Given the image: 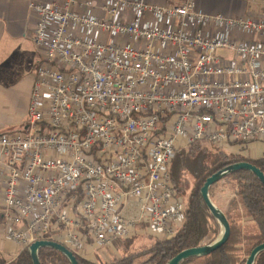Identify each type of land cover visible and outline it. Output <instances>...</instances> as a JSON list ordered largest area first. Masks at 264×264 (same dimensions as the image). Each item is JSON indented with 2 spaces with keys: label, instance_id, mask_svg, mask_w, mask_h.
<instances>
[{
  "label": "built area",
  "instance_id": "obj_1",
  "mask_svg": "<svg viewBox=\"0 0 264 264\" xmlns=\"http://www.w3.org/2000/svg\"><path fill=\"white\" fill-rule=\"evenodd\" d=\"M242 1L256 14L211 15L196 0L30 2L41 57L28 127L0 135L9 241L58 234L83 257L90 240L109 248L140 225L177 235L188 206L176 154L264 143V0ZM130 201L139 217L124 214Z\"/></svg>",
  "mask_w": 264,
  "mask_h": 264
},
{
  "label": "trees",
  "instance_id": "obj_2",
  "mask_svg": "<svg viewBox=\"0 0 264 264\" xmlns=\"http://www.w3.org/2000/svg\"><path fill=\"white\" fill-rule=\"evenodd\" d=\"M217 151L210 153L207 147L198 142L176 154L171 173L178 192L181 193L182 178L185 174L191 175L195 181L187 202L186 222L177 235L170 240L155 242L145 252L131 254L107 264H168L186 249L199 247L207 240H210V244L213 243L211 235L217 233L221 226L208 210L201 195V188L207 178L227 166L240 162H249L264 173V156L258 160L244 157L238 159L236 155ZM231 178L234 181L235 198L230 201V213H225L231 226L228 242L209 256L194 257L182 264H246L253 249L264 244V185L248 171H239L227 177L230 180ZM237 210L242 212L239 213L238 219L231 214ZM245 224L254 225V228L245 233ZM47 238L58 242L52 234ZM74 254L79 264H98L87 261L77 253ZM39 258L41 264H70L62 253L51 248L40 249ZM0 264H33L29 247L24 248L12 261H8L0 252ZM255 264H264V251L257 256Z\"/></svg>",
  "mask_w": 264,
  "mask_h": 264
},
{
  "label": "crops",
  "instance_id": "obj_3",
  "mask_svg": "<svg viewBox=\"0 0 264 264\" xmlns=\"http://www.w3.org/2000/svg\"><path fill=\"white\" fill-rule=\"evenodd\" d=\"M32 0H0V135H12L27 129L29 107L34 88V67L39 62L41 53L33 38L38 22V15L30 9ZM40 3H51L54 0H36ZM86 1V0H78ZM103 0H97L100 2ZM151 5L178 4L183 0H143ZM198 6L206 13L222 14L229 17L253 14L257 11L248 7L242 0H196ZM97 14L102 15L100 11ZM241 153V152H240ZM239 153V154H240ZM244 158L258 160L264 156V143L254 142L241 153ZM233 184V182H231ZM231 183L213 185L210 189L212 201L224 212L229 210L230 201L235 198V187L226 194L223 190ZM181 200H185L180 193ZM186 202V201H185ZM140 206L130 201L124 214L128 217H139ZM4 205L0 203V252L8 260L16 259L23 247L6 238ZM252 229L254 225H243ZM83 232L84 230L81 229ZM59 237L58 234L54 236ZM120 241V240H118ZM113 245L116 244V242ZM92 240L85 249L83 258L87 261L107 264L102 251H97Z\"/></svg>",
  "mask_w": 264,
  "mask_h": 264
},
{
  "label": "water",
  "instance_id": "obj_4",
  "mask_svg": "<svg viewBox=\"0 0 264 264\" xmlns=\"http://www.w3.org/2000/svg\"><path fill=\"white\" fill-rule=\"evenodd\" d=\"M239 171H248L253 173L264 185V173L255 165L249 162H240L216 172L209 178H207L205 184L201 188V195L204 202L214 217V219L220 224L222 233L220 237L211 244H203L196 248H190L182 251L175 256L168 264H182L184 261L194 257H206L216 252L223 247L229 240L231 235V226L226 214L212 201L210 197V189L213 185L221 181L222 179L235 174ZM42 248H51L62 253L70 262V264H79L74 252L68 249L63 244L52 240H39L33 243L30 247V253L33 260V264H41L39 258V251ZM264 251V244H261L253 249L250 256L247 259L246 264H255L257 256Z\"/></svg>",
  "mask_w": 264,
  "mask_h": 264
},
{
  "label": "rangeland",
  "instance_id": "obj_5",
  "mask_svg": "<svg viewBox=\"0 0 264 264\" xmlns=\"http://www.w3.org/2000/svg\"><path fill=\"white\" fill-rule=\"evenodd\" d=\"M218 55H222L225 57H230V53L227 51H219ZM203 147H207V150L210 151V153L216 152L214 148L219 149L215 146H212L209 143L203 144ZM221 151V149H219L217 152ZM237 151V150H235ZM222 152H226L228 154H233L236 155L238 159H243V157H245V155H241L237 152H232V148H230L227 151L222 150ZM182 185H181V194L183 196V198L185 199L184 201L188 202L189 197H190V193L192 191V188L195 184L194 179L191 177V175L189 174H185L184 177L182 178ZM233 182V184L231 183ZM224 183H231L232 185H234V181L230 179L224 178L221 181H219L218 183H216V185H221ZM228 186H226V188L223 190L224 193L229 194L233 188L231 187V185L227 184ZM215 186V185H214ZM184 187V188H183ZM229 212V211H227ZM230 213V212H229ZM239 213L241 214L242 212L239 210H237L236 213L231 212V214L234 217H237L238 219V215ZM243 231L245 233L250 232V230L248 228H244ZM222 233V229L221 227L218 229L217 233H213L211 235V240H213V242L215 240H217L220 235ZM166 239L165 237L162 236H155L153 234H150L148 232V230L146 229L145 225H140L139 228H137L136 234L134 237L131 238V240H127V241H123L120 240L118 242H116L115 245L110 246L109 248H105V249H97V251H102L103 255L105 256L106 259H110L111 261H115L116 259H120L122 257L131 255V254H140L142 252L147 251L149 248H151L153 246V244L155 242H163ZM204 244H210V240H207Z\"/></svg>",
  "mask_w": 264,
  "mask_h": 264
}]
</instances>
